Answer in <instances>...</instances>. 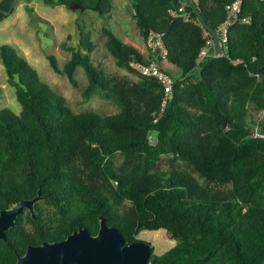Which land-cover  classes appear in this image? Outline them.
<instances>
[{
    "label": "trees",
    "instance_id": "1",
    "mask_svg": "<svg viewBox=\"0 0 264 264\" xmlns=\"http://www.w3.org/2000/svg\"><path fill=\"white\" fill-rule=\"evenodd\" d=\"M15 1H0V22ZM44 1L80 3L102 14L108 3ZM131 1L142 36L161 34L167 51L150 48L146 56L106 28L117 64L138 80L108 75L80 47H69L72 57L63 67L49 55L75 86L84 67L85 100L99 92L119 112L75 111L14 45H0L22 106L20 112L0 108V210L39 191L43 197L37 219L26 209L0 239V264H16L31 243L66 238L81 226L95 234L101 215L127 242L144 240L145 229L172 233L175 245L160 255L153 246L148 264H264V137L248 121L251 107L264 109V0H245L225 53L214 55L211 47L201 60L212 34L187 0ZM233 1L196 0L216 29ZM183 2L185 13L174 15ZM82 45L94 47L87 33ZM164 59L182 70L172 75L171 95L158 77L132 65L157 61L166 71ZM163 155L172 168H161Z\"/></svg>",
    "mask_w": 264,
    "mask_h": 264
},
{
    "label": "rangeland",
    "instance_id": "2",
    "mask_svg": "<svg viewBox=\"0 0 264 264\" xmlns=\"http://www.w3.org/2000/svg\"><path fill=\"white\" fill-rule=\"evenodd\" d=\"M104 8L105 12L102 14L98 9L80 3L67 5L49 4L44 0H16L13 13L0 22V45L4 43L14 45L18 52L25 55L38 69L42 78L67 98L75 111L94 110L103 115L119 112L118 104L99 92L85 100L83 90L90 80L84 67L80 66L77 69L76 77L79 84L75 86L67 75L55 70L49 59V55L53 54L57 63L63 67L72 57L69 47L76 46L88 52L94 64L108 75L138 80L139 75L136 72L117 64L115 56L106 45V28H109L149 56V41L142 36L137 26L132 1L108 0ZM83 33H87L94 44L91 50L82 45ZM212 51L213 48H210L209 53ZM164 67L171 76L178 75L176 73L181 71L180 67L168 59ZM3 107H9L16 112L22 109L16 87L11 83L0 55V108ZM249 110L250 126L254 131L261 130V125L264 124V109L251 107ZM178 165L187 167L183 162ZM160 166L163 169L172 168L171 157L163 155ZM195 175L198 177L197 174ZM139 238L150 242L155 248V253L159 255L176 243L172 233L164 228L145 229L140 233Z\"/></svg>",
    "mask_w": 264,
    "mask_h": 264
},
{
    "label": "water",
    "instance_id": "3",
    "mask_svg": "<svg viewBox=\"0 0 264 264\" xmlns=\"http://www.w3.org/2000/svg\"><path fill=\"white\" fill-rule=\"evenodd\" d=\"M187 1L205 29L212 34L214 55L224 54L225 49L218 30L207 22L195 0ZM42 198L39 191L36 197L21 199L1 209L0 238H6L7 231L15 225L26 209L37 219L39 210L36 204ZM152 250L153 245L144 240L127 242L121 229L109 224L107 218L101 215L97 233L81 226L66 238L30 244L27 251L19 255L16 264H148Z\"/></svg>",
    "mask_w": 264,
    "mask_h": 264
},
{
    "label": "built area",
    "instance_id": "4",
    "mask_svg": "<svg viewBox=\"0 0 264 264\" xmlns=\"http://www.w3.org/2000/svg\"><path fill=\"white\" fill-rule=\"evenodd\" d=\"M244 1L245 0H234L232 4L228 5V10H229L228 17L226 21L223 22L217 29L223 45L224 42H226L228 39L229 27L237 20V18L240 15ZM185 9H186V3L183 2L178 11L173 10V14L178 15V13H185ZM209 33H210L209 31H206V35H208ZM148 41H149V47L152 48L154 52L160 51L161 54L164 55L166 54L167 51L165 49L161 34L152 32L151 35L149 36ZM211 47H214L213 37L209 40L208 46H206L202 50L199 60L203 59L204 57L210 54L209 50ZM132 65L137 69H139L144 74L158 77L166 86L167 94L171 95L173 91V77L169 75L165 70L161 69L157 61H153L150 64L132 62ZM254 135L264 137V131L255 130ZM151 141L154 142L153 139H151Z\"/></svg>",
    "mask_w": 264,
    "mask_h": 264
},
{
    "label": "flooded vegetation",
    "instance_id": "5",
    "mask_svg": "<svg viewBox=\"0 0 264 264\" xmlns=\"http://www.w3.org/2000/svg\"><path fill=\"white\" fill-rule=\"evenodd\" d=\"M10 229H11V228H10ZM10 229H9V230H10ZM9 230H8V231H9ZM8 231H7V233H8ZM7 238H8V234H7L6 238H4V239H7ZM0 239H3V238H0ZM41 243H42V242H41ZM31 244H33V243H31ZM34 244H39V243H34ZM28 247H29V246H28ZM26 251H27V250H26ZM26 251H25V252H26ZM23 254H24V253H23ZM20 255H21V254H20ZM18 257H19V256H18ZM17 260H18V259H17ZM16 263H17V262H16Z\"/></svg>",
    "mask_w": 264,
    "mask_h": 264
},
{
    "label": "crops",
    "instance_id": "6",
    "mask_svg": "<svg viewBox=\"0 0 264 264\" xmlns=\"http://www.w3.org/2000/svg\"><path fill=\"white\" fill-rule=\"evenodd\" d=\"M166 60H167V59H164V63H165V65H166ZM181 73H182V70H181L179 73H176V74L179 75V74H181Z\"/></svg>",
    "mask_w": 264,
    "mask_h": 264
}]
</instances>
